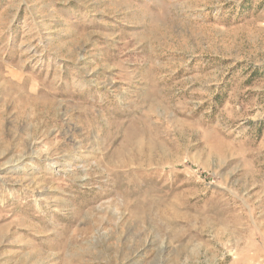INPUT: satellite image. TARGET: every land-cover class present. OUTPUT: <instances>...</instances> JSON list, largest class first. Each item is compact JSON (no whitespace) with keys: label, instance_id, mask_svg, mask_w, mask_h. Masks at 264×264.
<instances>
[{"label":"rangeland","instance_id":"1","mask_svg":"<svg viewBox=\"0 0 264 264\" xmlns=\"http://www.w3.org/2000/svg\"><path fill=\"white\" fill-rule=\"evenodd\" d=\"M0 264H264V0H0Z\"/></svg>","mask_w":264,"mask_h":264}]
</instances>
